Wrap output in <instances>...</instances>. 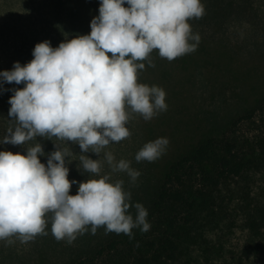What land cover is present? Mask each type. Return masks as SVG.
Masks as SVG:
<instances>
[{"label":"clouds","instance_id":"clouds-1","mask_svg":"<svg viewBox=\"0 0 264 264\" xmlns=\"http://www.w3.org/2000/svg\"><path fill=\"white\" fill-rule=\"evenodd\" d=\"M204 14L202 0H100L90 34L66 38L55 48L50 41L37 43L29 63L0 72V85L24 84L11 90L9 116L15 126L0 143L28 145L42 137L56 147L47 165L39 159L45 155L40 143L28 146L26 155L0 151V241L29 243L48 235L49 222L54 238L69 244L89 227L92 234L103 227L106 234L130 238L135 228L150 230L147 209L131 203L124 181L101 175L105 162L111 173H126L132 184L141 173L105 149L130 138L127 124L133 114L151 121L167 111L165 90L140 83L139 71L145 61L155 67L154 50L169 62L195 52L201 36L190 21ZM68 142L84 153L78 170L98 178L69 180L66 158L75 154ZM168 144L167 138L148 142L135 160L154 162ZM90 152L103 158L93 160L86 155ZM77 183L78 192L71 195Z\"/></svg>","mask_w":264,"mask_h":264},{"label":"rangeland","instance_id":"rangeland-1","mask_svg":"<svg viewBox=\"0 0 264 264\" xmlns=\"http://www.w3.org/2000/svg\"><path fill=\"white\" fill-rule=\"evenodd\" d=\"M202 3L204 16L190 21L193 33L201 36L197 50L172 62L154 50L155 67L145 61V69L139 71L140 83L165 90L167 111L151 121L133 114L127 124L130 138L105 149L112 151L117 161H130L141 175L132 184L126 173H111L106 162L101 175L123 180L125 191L131 192V203H141L148 212L169 166L200 141L226 135L246 144L264 135V0ZM99 7L100 0H0V72L13 70L17 62L22 66L29 63L37 43L50 41L55 48L66 38L90 34ZM23 87L6 82L0 85V139L15 126L9 116L11 90ZM157 138L169 140L165 153L154 162H137V152ZM35 143L43 146L45 155L39 159L47 165L48 154L56 147L46 138L37 137L19 146L0 143V151L26 155L27 147ZM68 144L75 154L66 158L70 161L69 180L98 178L78 170L79 155L84 153L78 145ZM86 155L93 160L103 158V153L101 157L91 152ZM78 187L73 184L70 194L76 195ZM213 204L212 214L200 218L178 261L172 264H264V252L249 249L253 236L246 223L254 209H264V169L227 182L214 193ZM130 214L135 217L134 207ZM46 231L48 235L26 244L0 241V264H76L113 238H130L106 234L103 227L92 234L89 227L69 244L54 238L51 222ZM136 232L144 234L139 228L133 229V235Z\"/></svg>","mask_w":264,"mask_h":264},{"label":"trees","instance_id":"trees-1","mask_svg":"<svg viewBox=\"0 0 264 264\" xmlns=\"http://www.w3.org/2000/svg\"><path fill=\"white\" fill-rule=\"evenodd\" d=\"M263 169L264 135L246 144L226 135L200 141L169 166L159 183L148 212V232L113 238L76 264L177 262L194 226L212 214L214 193L230 180ZM246 223L253 236L249 249L264 252V209H254Z\"/></svg>","mask_w":264,"mask_h":264}]
</instances>
